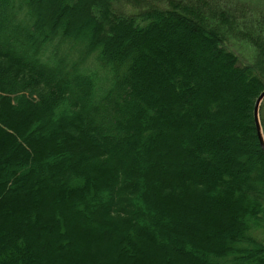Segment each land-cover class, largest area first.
<instances>
[{
	"label": "trees",
	"instance_id": "16d2710c",
	"mask_svg": "<svg viewBox=\"0 0 264 264\" xmlns=\"http://www.w3.org/2000/svg\"><path fill=\"white\" fill-rule=\"evenodd\" d=\"M241 12L0 0V264H264V17Z\"/></svg>",
	"mask_w": 264,
	"mask_h": 264
},
{
	"label": "rangeland",
	"instance_id": "374dc122",
	"mask_svg": "<svg viewBox=\"0 0 264 264\" xmlns=\"http://www.w3.org/2000/svg\"><path fill=\"white\" fill-rule=\"evenodd\" d=\"M220 3L225 5H229L232 8L236 9L238 13H242L241 11H245L248 17L251 14H255L256 16L264 17V0H218ZM227 47L235 52L239 57L240 64H246L253 62L256 56V49L253 47L248 41L230 36L226 43ZM90 65L92 63L95 65L93 60H89ZM260 119L264 132V100L260 107ZM188 220L189 227L194 225L195 221ZM254 235L260 239L264 240V228L254 230Z\"/></svg>",
	"mask_w": 264,
	"mask_h": 264
},
{
	"label": "water",
	"instance_id": "95a60500",
	"mask_svg": "<svg viewBox=\"0 0 264 264\" xmlns=\"http://www.w3.org/2000/svg\"><path fill=\"white\" fill-rule=\"evenodd\" d=\"M263 100H264V90L257 98L255 109H254V116H255V121H256L257 132H258L261 146L264 150V132H263V127H262V123L260 119V107L262 105Z\"/></svg>",
	"mask_w": 264,
	"mask_h": 264
}]
</instances>
